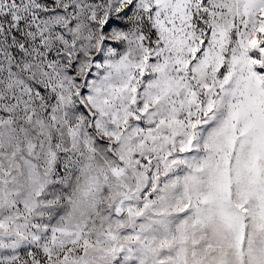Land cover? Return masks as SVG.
Wrapping results in <instances>:
<instances>
[{"label": "snow or ice", "instance_id": "snow-or-ice-1", "mask_svg": "<svg viewBox=\"0 0 264 264\" xmlns=\"http://www.w3.org/2000/svg\"><path fill=\"white\" fill-rule=\"evenodd\" d=\"M0 264H264V0H0Z\"/></svg>", "mask_w": 264, "mask_h": 264}, {"label": "clouds", "instance_id": "clouds-1", "mask_svg": "<svg viewBox=\"0 0 264 264\" xmlns=\"http://www.w3.org/2000/svg\"><path fill=\"white\" fill-rule=\"evenodd\" d=\"M97 34H99V33H97ZM109 38H112V39H114V37H109ZM99 46H97V48H96V50L94 51V52H92L91 54L92 55H98L99 54ZM134 54H138V53H134ZM117 55H119V54H117ZM146 75H151V72L149 71V73H146ZM43 77H41L38 73H37V75L35 76V78L33 79V81H32V83H33V85L35 86V85H39L40 87H43L44 85H43ZM147 84H148V81H145L144 79H140V87H144V88H146L147 87ZM74 87H76V88H83L84 87V84L83 83H81V84H78V85H75ZM49 99L51 100V96L49 95ZM51 102L53 103V104H55L56 103V101L55 100H51ZM74 109H77V108H79V104H75L74 106ZM153 107H155V105H153ZM53 128H55V125H53ZM85 131H87L86 129H85ZM61 170H63V169H61ZM80 183H83V180H81L80 181ZM70 191H71V189H70ZM64 195H67V194H64ZM105 203H107L108 201L107 200H105L104 201ZM59 204H60V207L62 208V207H64L66 204H67V200H61V201H59ZM59 212V215L60 216H62V215H64V213L62 212V211H60L59 210V208L58 209H56V210H54L53 211V213H52V215L53 216H57V213ZM57 218H58V216H57Z\"/></svg>", "mask_w": 264, "mask_h": 264}]
</instances>
